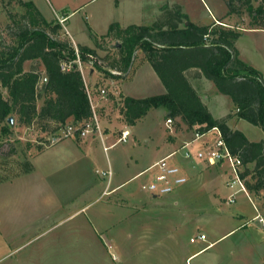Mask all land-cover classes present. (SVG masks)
Here are the masks:
<instances>
[{"label": "crops", "instance_id": "0c3cea01", "mask_svg": "<svg viewBox=\"0 0 264 264\" xmlns=\"http://www.w3.org/2000/svg\"><path fill=\"white\" fill-rule=\"evenodd\" d=\"M26 1H32L44 15L40 4L38 5V0ZM95 1L43 0L49 8L52 7L53 11L63 14L57 18L60 22L61 19L63 20L61 22L63 31L66 35L70 34L69 38L75 46H77L76 34L71 32L65 23L70 20V16L79 11L85 12L87 25L93 32L100 33L99 35L106 34L113 22H118L123 27L130 24L150 25L161 14L163 6L174 4H180L182 10L197 24L211 25L215 21L225 24L220 21L222 19H216L214 13H208L210 20H197L195 18L197 15L192 14L190 8H187V0H109L93 5ZM259 32H264V30L250 28L242 30V34ZM236 47L239 56L243 59L240 49L237 45ZM138 52H141L140 56L137 55ZM137 62L139 63L136 64ZM146 64L151 65L145 54L140 50L137 51L131 66L132 73L129 74L128 79L133 73L136 74L141 65L146 66ZM149 70L147 69L149 73L148 88L153 83L159 91L157 94L166 93L167 88L154 68L155 73L149 72ZM192 70L195 71V69ZM82 74L93 98V105L97 116H99L100 128L85 137H67L47 148L62 144L65 140H72L67 152L59 159V170L70 164H77L88 157L91 148H93L94 139H101V144L104 145V135H110L113 133V129L115 130L119 125L125 127L123 130L129 129L130 125L125 122L119 106L122 104L123 96L145 97L125 92V82L128 79L107 75L99 68L85 65ZM190 82L198 93L200 83L204 82L208 86L210 91L204 90L199 94L215 118H222L235 112L233 101L225 99V94L218 90L214 91L211 80L205 76H195L190 78ZM102 88H107L108 96L101 95ZM223 105H228L227 110L222 113L216 112ZM157 109L162 110L165 118L167 111L164 108ZM105 113L117 114V117L121 119L120 123L119 121L107 123L108 117L104 116ZM166 119H164L165 126ZM241 120L244 119L234 115L229 119L228 124L234 129H239L236 125ZM101 121H103V125H101ZM135 125H131V127ZM189 128L192 130L188 140H183L182 135L173 130L169 131V134L174 139L173 137L171 141L166 139L168 142L166 153L161 158L177 151L171 158V162L180 165L189 177V185H186L187 182L167 195H152L142 188V184L151 181L155 173L138 186H131L129 183L137 176L145 175L149 168L161 158L120 183L110 182L112 176L105 185L74 182L64 199L61 195H65L63 192L66 186L60 185L64 191L57 190L56 184L50 181V171H38L39 166L35 162H33L34 170L32 172L1 182L0 264H126L129 258L135 257L140 251L144 254L150 253L159 260L162 259L161 262H166L168 254L170 257L172 255L174 257L172 264H178L177 254L181 251V249H177L180 233L185 229L194 228L197 234L199 231L197 229L200 227L205 231L202 233L207 234L210 246L224 237L233 236L240 230V227L244 231L236 247L228 252L210 251L213 247L208 246L205 241L197 240L207 244L192 251L187 257V261L194 256L198 258L207 254L196 264H264V228L261 223L258 221L255 227L248 224L251 218H247V209L243 205L240 206L241 210H238L236 215L226 212L224 209L230 204L236 203L238 195L244 193L256 212L253 218L262 212L254 199L249 198L245 192H239L234 203L227 202L226 196L231 194L232 189L227 186V183L224 186L220 182L224 179L223 183H225V180L229 179L227 163L212 164L194 156L186 158L183 154L184 151L180 152L184 143L192 141L196 137L195 128ZM166 129H168L167 126ZM130 132L132 135V130ZM210 133L215 134L214 139L217 137V132L211 130L192 142L188 149L194 153L213 143L214 139L208 137ZM245 134L248 136L246 132ZM248 138L253 140L249 136ZM177 142L180 143V146L173 149L171 146ZM47 149L35 153L33 161L45 154ZM191 172H195L196 176L190 180ZM225 175H227L226 179ZM213 188L217 189L216 194H220L219 196L213 195L214 192H212L209 197L203 194V198L199 200L200 197L197 193H193L199 189L211 191ZM222 191H224L223 194ZM201 216L204 220L199 223ZM232 216L239 217L244 220V223L240 226L232 224L227 227L226 225L219 227V224L227 223L226 219L233 220ZM193 221H195L194 224ZM168 239L169 245L166 243Z\"/></svg>", "mask_w": 264, "mask_h": 264}, {"label": "trees", "instance_id": "16d2710c", "mask_svg": "<svg viewBox=\"0 0 264 264\" xmlns=\"http://www.w3.org/2000/svg\"><path fill=\"white\" fill-rule=\"evenodd\" d=\"M224 1L229 15L238 13L242 7L248 12L251 26L246 28L264 30V0ZM18 2L26 8V13L13 25H7L10 41L0 35L1 135L9 137L13 132L9 122L13 117L20 126L38 125L52 133L74 124L77 137L94 113L82 72L75 67L62 68L64 62L76 57L75 46L67 35H60L63 33L60 21L44 18L32 1ZM89 32L94 47L76 46L84 61L87 54L96 56L97 48L106 50L107 39H112L119 54L108 67L121 73H110L96 63L99 70L118 78L128 77L135 54L140 50L167 88L166 93L142 98L123 96L119 106L128 125H135L152 109L164 108L167 118L180 119L198 134L217 127L231 153L242 161L241 177L251 196L264 194V139L250 140L244 131L228 124L236 115L264 131V78L239 56L236 42L242 30L216 22L197 24L180 4H174L163 6L150 25L123 27L113 22L106 34L99 35L90 28ZM195 76H205L214 82L219 92L232 99L235 112L215 118L190 82ZM31 147L28 145L29 150ZM45 149L38 145L36 153ZM15 152L16 148L12 147L6 155ZM33 156L31 152L25 154L17 162L16 174L0 177V183L32 172Z\"/></svg>", "mask_w": 264, "mask_h": 264}, {"label": "rangeland", "instance_id": "374dc122", "mask_svg": "<svg viewBox=\"0 0 264 264\" xmlns=\"http://www.w3.org/2000/svg\"><path fill=\"white\" fill-rule=\"evenodd\" d=\"M103 1L109 0H96L95 2H93V5H96ZM38 2V5L40 4L44 12V18H46L47 20L49 19L59 21L58 18L63 15L62 13L53 11L52 7L49 8L47 4L43 2V0H38ZM258 3L259 1L256 2V4ZM187 8H190L192 14L197 15L195 18L200 21L210 20V15H208V13H214L216 19H222L225 25L234 27L235 29L243 30L244 28L251 26V17L243 7L240 8V11L238 13L229 15L227 13V6L225 5L224 0H187ZM24 13H26V8L23 7L18 2V0H0V35L6 37L7 41L11 40L10 37L7 36V25H13L14 21L21 19V16ZM65 24L66 26H68L67 28L71 30V32H74V34H76L75 40L77 44L81 43L83 45L94 46V40L90 35L89 26L87 25V22L85 20L84 11H79L74 15L70 16V20L67 21ZM98 30L101 31L102 29ZM62 34H65V32H61L60 35L62 36ZM67 35L68 37H70L69 33ZM70 41L72 42L71 39ZM72 43L74 44V42ZM115 43V40L107 39L105 43V45H107L106 50L99 48L96 49L97 54L95 57L99 63L105 66H109L108 63L111 61V59L113 57H117L119 52L117 47L115 46ZM236 45L241 51V56L243 57V60L249 63L250 65L254 66L256 69H258L264 74V32L244 33L237 40ZM140 53L141 52H138L137 55L140 56ZM138 63L139 62H137L136 64ZM147 69H150L149 72L153 71V73H155L151 65L146 64V66L141 65L137 70L136 74L133 73V75L129 79L128 77H125V79H128L125 82V92L145 97L159 93L157 87L154 86L153 83L151 84V87L148 88L149 73ZM131 73L132 72L130 71V75ZM212 85L214 87V91L215 89L218 90L214 82H212ZM198 87L199 93H202V91L204 90H206L207 92L210 91L208 86L204 84V82L200 83ZM224 97H226L225 99H231L225 95ZM227 106L228 105L221 106L216 112L222 113L223 111L227 110ZM104 116L108 117V121L105 120L107 123H116L118 121L120 123L121 121V119L117 117V114L114 113H105ZM164 119H166V117L164 118L162 110L157 108L151 110L149 114L146 115V117H144L143 119L139 120L135 126L128 127L130 130H132V135L130 136L128 142L117 141L119 135L121 134V131L123 130V128H125L119 125L115 130L113 129V133H111L110 135H104V145L106 148H104V145L101 144V139H94L92 144L93 148H91L89 154L87 153L88 157H85V159L82 160L83 162L81 161L77 164H70L62 170L58 169V163L60 162L59 159L63 156V154L67 152L70 143H72V140H65L62 144L60 143L57 146L51 147L49 149L47 148L49 144H52L54 138L59 137L61 134H63L65 128L60 129L55 133H52L41 129L38 125L31 127L23 125L20 126L17 123V120L14 119V122L10 123L13 132L10 134L9 137L2 136L0 132V139L2 141V145H0V162H3L0 164V177H7L12 174H16L18 170L17 162L22 161L24 159L25 154L27 153L31 152L32 154H35L37 146L42 145L44 148L47 149V151H45V154L39 156V158H37L35 161H33L34 158H32V161L38 164V171H50V181L56 184L57 190L64 191L60 188V185L66 186V189L63 192V194L65 195H61L63 199L67 196L69 191L68 189H71L73 185L72 183L74 182H85L87 185L107 184L109 177H104L102 174L97 173V170L107 171L111 169L113 175H111L112 177L110 182H113V184L120 183L134 175L142 168L150 166L152 163L159 160L166 153V147L168 145L166 139L171 141L173 136L169 134V131L171 130L166 129ZM173 121L174 129L172 130L175 133H180L183 137V140L190 139V132L192 129L183 124L180 119L175 118ZM101 122V125H103V121ZM104 125L107 124L104 123ZM236 126H238L239 129L244 130V132H246L248 136L253 140H261L264 138L263 129L248 122L247 120L245 121V119L241 120L240 123ZM214 135L215 134L210 133L208 137L214 139ZM91 139L93 138L91 137ZM28 145L32 146L30 150L28 149ZM179 146L180 143L177 142L171 147L173 149H176ZM12 147L16 148V152L12 155L7 156L6 154L8 153V151L11 150ZM181 151H184V148L181 149L180 152ZM81 167L83 168L81 169ZM156 171V168L149 170L145 173V175L137 176L135 179L129 181V183L131 186H138L140 183L142 184L143 182L147 181ZM195 176V172H191L190 180L192 178H195ZM226 176L227 175H225V179ZM226 181L227 180H225V183H223V179L220 182L225 186L227 183ZM186 185H189V182ZM216 190L217 189L214 188L211 191L199 189L197 191H194L193 193H197L198 197H200L199 200H201L203 198V194H206L209 197L212 195V192H214L213 195L219 196L220 194H216ZM223 193L224 191H222V194ZM263 196L264 194H261V197L252 194L253 199L255 200L257 206L260 208V211L264 215ZM227 197L228 195L226 196V199ZM237 200L238 201L236 203L230 204L224 210L226 212H230L236 215L237 211L241 210L240 206L243 205L247 209V218H251V222L248 224L254 225L255 227V225H257L258 223L257 220L254 221L253 219V216L256 214V212L253 207L249 204L245 194L240 193L238 195ZM202 217L203 216H201V219L198 221L199 223L204 220ZM228 219L229 220L226 219V222L230 224H219V227H222L224 225H226L227 227L231 226L232 224H234L235 226H240L244 223V220L239 219V217L231 218L233 220H230V218ZM194 223L195 221H193V224ZM197 230H199L198 233H202L204 231L201 227ZM243 231L244 230H242V227H240V230L233 236L224 237L214 245L210 246L213 247L210 251L223 250L225 252H228L231 249L235 248ZM195 234L196 230L194 228L185 229L180 233V241L179 245L177 246V249H181L180 253L177 254L178 264H196L199 260L204 259L205 255H207L204 254L203 256H200L198 258H195L194 256L188 261L186 260L192 251L200 248L201 246L206 245L207 243H210V240L207 243H202L201 241L192 242L191 238H193ZM166 243L169 245V239ZM161 260H159L155 256H152L150 253L144 254L140 251L135 257L129 258L126 264L174 263V257H172V255L170 257L169 254L166 256V262H161Z\"/></svg>", "mask_w": 264, "mask_h": 264}, {"label": "built area", "instance_id": "2783aa9c", "mask_svg": "<svg viewBox=\"0 0 264 264\" xmlns=\"http://www.w3.org/2000/svg\"><path fill=\"white\" fill-rule=\"evenodd\" d=\"M61 22L63 20L61 19ZM75 54L76 57L72 59L70 62H64L62 65V68L64 70H70L72 67L78 68L82 73L85 68V65H90L91 67L98 68V65H102L99 63L96 59V57L92 54H87V59L84 61L81 57L80 51L75 46ZM97 61V62H96ZM98 63V65L96 64ZM102 69L109 71L113 74H120L121 72L109 68L108 66L102 65ZM90 100L92 103L93 108V117L91 120L87 121L84 126L81 128L80 137H85L89 135L90 133L94 132L96 129L99 130V118L97 116V113L95 111V106L93 105V98L91 97V93L88 89ZM101 95L102 96H108L107 88L101 89ZM173 118H167L166 119V126L168 129H173L174 124ZM217 132V137L214 139L213 143L210 145L205 146L204 148L192 153L191 150L188 149V147L191 146L192 142L200 139L207 133L203 134H196V137L189 142L184 143V156L186 158H190L192 156L196 157L199 160L207 161L212 164L216 163H227L229 166V179L227 181V186L232 189L231 194L227 197L228 203H234L237 198V194L239 192H245L249 198H251V194L246 188L245 180L241 177V171H242V161L241 159L232 154L229 150L220 130L216 127L213 128ZM76 131L77 128L74 124H68L67 127H65L63 134H61L59 137H56L53 139L52 144H56L59 141L67 138V137H76ZM131 135V132L129 129H124L121 131V134L119 135L118 142H128L129 137ZM106 148V147H105ZM177 151L161 158L159 161L154 163L149 170L157 169L155 172V176L151 181H148L146 183L142 184V188L152 195H158L163 196L170 193H173L177 187L185 184L188 182L189 177L184 172L182 167L176 163L171 162V158L176 154ZM97 173L102 174L104 177H111L112 171L111 170H105V171H99L97 170ZM254 221L257 220L261 223V225L264 228V216L259 213L254 218ZM251 222V221H250ZM202 240L205 242H208V237L206 233H198L193 238H191L192 242H195L197 240ZM211 243H208V246H210Z\"/></svg>", "mask_w": 264, "mask_h": 264}, {"label": "water", "instance_id": "95a60500", "mask_svg": "<svg viewBox=\"0 0 264 264\" xmlns=\"http://www.w3.org/2000/svg\"><path fill=\"white\" fill-rule=\"evenodd\" d=\"M9 122H10V123H13V122H14V118H13V117H10V118H9Z\"/></svg>", "mask_w": 264, "mask_h": 264}]
</instances>
